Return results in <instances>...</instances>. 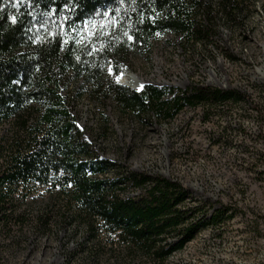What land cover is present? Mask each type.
Returning <instances> with one entry per match:
<instances>
[{
    "label": "rangeland",
    "instance_id": "1",
    "mask_svg": "<svg viewBox=\"0 0 264 264\" xmlns=\"http://www.w3.org/2000/svg\"><path fill=\"white\" fill-rule=\"evenodd\" d=\"M236 1L239 12L225 15L212 1V11L197 17L210 27L206 40L187 47L168 33L149 53H131L117 76L112 62L105 72L130 91L120 83L123 73L142 81L140 91L146 86L176 95L201 87L234 91L241 97L237 104L208 112L185 109L166 123L140 122L112 99L99 101L83 81L60 86L90 160L115 166L99 178L145 175L176 183L187 194L176 207L187 219L156 244L166 249L182 244L164 264H264V0ZM97 22L81 26L88 38ZM100 23L108 25L106 18ZM42 111L32 110L27 125ZM22 131L17 119L0 122L1 162ZM149 190L118 184L112 194L127 201ZM70 191L33 184L0 202V264H158L79 216Z\"/></svg>",
    "mask_w": 264,
    "mask_h": 264
},
{
    "label": "trees",
    "instance_id": "2",
    "mask_svg": "<svg viewBox=\"0 0 264 264\" xmlns=\"http://www.w3.org/2000/svg\"><path fill=\"white\" fill-rule=\"evenodd\" d=\"M212 1L225 15L239 12L236 0H0V122L17 119L24 130L2 162L0 152V202L20 187L53 184L64 191L69 186L77 214L99 223L119 244L140 249L158 264L181 249L182 244L168 249L156 244L187 219L176 209L187 194L176 183L145 175L99 178L115 166L90 160L60 86L83 81L99 101L112 99L140 122L166 123L185 109L208 112L237 104V92L202 87L178 95L151 86L133 92L105 72L112 62L117 76L131 53H149L168 33L187 47L206 40L210 27L197 17L212 11ZM104 18L108 25L99 27ZM87 21H99L91 38L81 29ZM36 107L43 111L28 126ZM118 184L150 190L126 201L112 194Z\"/></svg>",
    "mask_w": 264,
    "mask_h": 264
},
{
    "label": "bare ground",
    "instance_id": "3",
    "mask_svg": "<svg viewBox=\"0 0 264 264\" xmlns=\"http://www.w3.org/2000/svg\"><path fill=\"white\" fill-rule=\"evenodd\" d=\"M120 83L136 92H140L142 87V81H140L136 76L127 73H123L121 75Z\"/></svg>",
    "mask_w": 264,
    "mask_h": 264
},
{
    "label": "water",
    "instance_id": "4",
    "mask_svg": "<svg viewBox=\"0 0 264 264\" xmlns=\"http://www.w3.org/2000/svg\"><path fill=\"white\" fill-rule=\"evenodd\" d=\"M136 92V91H135Z\"/></svg>",
    "mask_w": 264,
    "mask_h": 264
}]
</instances>
